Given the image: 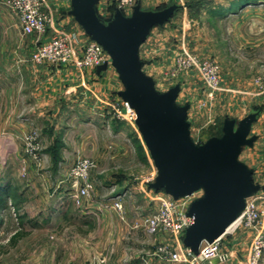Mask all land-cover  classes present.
Here are the masks:
<instances>
[{
	"label": "rangeland",
	"instance_id": "1",
	"mask_svg": "<svg viewBox=\"0 0 264 264\" xmlns=\"http://www.w3.org/2000/svg\"><path fill=\"white\" fill-rule=\"evenodd\" d=\"M171 2L178 3L181 8L166 26L152 30L141 47V57L145 61V71L154 77L159 91H167L177 83L182 85L178 102L191 103V135L200 143L205 142L213 135L222 134L224 118L242 119L253 107L263 108L252 130L258 138L254 146L243 149L240 157L254 169L255 182L263 186L256 193L257 205L263 211L262 221L259 229L240 226L223 237L229 258L235 250L227 234L246 242L247 248L237 253L243 257L242 264H249L252 241L258 233L264 234V0H146V9L164 7ZM5 3L6 0H0V73L15 60L30 61L36 39L19 30L18 16ZM207 64L219 69L216 87L206 80L204 68ZM103 116L101 126L76 116L64 119L63 123L54 121L53 125L49 123L43 128L13 132L12 137H9L11 132L5 117L0 116V153L7 152L5 159L0 160V185L3 182L10 185L12 192L6 197L5 206H17L16 211L0 212V219H3L0 223V264H80L79 259H69L71 254L79 252L78 243H71V246L69 243L71 238L78 237V229L71 227L67 238L58 230L63 223L77 225L81 216L93 220L103 213L109 218L111 214L118 218L117 212L104 213L99 206L116 192L129 189L131 193L125 200L128 222L156 209V203L149 196L143 197L148 187L132 188L141 185L156 168L141 134L129 121ZM112 123L118 125V134L110 130ZM31 136L35 137L33 145H38L32 152L29 151ZM8 137L13 145L8 144ZM58 142L62 145L56 153ZM11 148L16 150L9 151ZM64 149L71 163L69 172L79 158H86L90 164L88 173L96 190L86 203L88 207L80 208L67 197L72 180L63 182L66 173L60 170L63 164L59 161ZM56 156L60 157L58 162ZM64 193H67L66 204L53 207L52 216L47 215L50 207L61 202ZM47 224H54L55 228ZM140 230L134 229V236L127 231L123 241L128 247L134 245V249H141L145 245L146 236L140 237L138 243L130 239L149 234ZM15 236L18 237L14 239ZM148 237L147 244L153 253L160 242L171 239L167 232L160 230L150 232ZM259 264H264V251Z\"/></svg>",
	"mask_w": 264,
	"mask_h": 264
},
{
	"label": "water",
	"instance_id": "2",
	"mask_svg": "<svg viewBox=\"0 0 264 264\" xmlns=\"http://www.w3.org/2000/svg\"><path fill=\"white\" fill-rule=\"evenodd\" d=\"M99 2L71 0L69 14L112 59L123 86L118 94L135 110V123L157 170L149 187L175 199L202 190L187 209L193 223L183 236L184 244L199 254L201 244L227 233L245 210L247 199L263 188L254 180V169L240 158L243 149L254 146L258 138L252 130L263 108L253 107L242 119L224 118L221 135L197 142L191 135V103L178 102L182 85L159 91L141 57V47L152 30L166 26L181 5L171 2L146 9L137 0L130 13L115 6L102 15ZM107 68V62L101 64L97 73Z\"/></svg>",
	"mask_w": 264,
	"mask_h": 264
},
{
	"label": "crops",
	"instance_id": "3",
	"mask_svg": "<svg viewBox=\"0 0 264 264\" xmlns=\"http://www.w3.org/2000/svg\"><path fill=\"white\" fill-rule=\"evenodd\" d=\"M45 1L49 9L62 21L61 23L66 24V29L79 31L80 34L83 35L84 29L75 21L73 16L69 14L71 10V0ZM141 2L143 8L148 7L146 0H141ZM114 5L115 0H100L99 8L101 14H110L114 10ZM18 25L20 26V24ZM20 29L21 27H19V30ZM1 71L0 116L3 115L5 117V124L11 132L9 137L14 136L13 132L19 133L32 127L43 128L49 123L53 125L54 121L57 124L63 123L64 119H72L76 116H79L81 119L93 121V125L95 126H101L104 121L102 111L105 107L102 100L108 98L113 99L123 87L119 77L112 70L107 73L98 74L97 71L93 72L91 69L82 71L78 68L66 65H54L49 63L34 64L31 61L15 60L11 66H5V69ZM109 127L112 132L118 134V125L116 123H112ZM132 127L135 128L133 124ZM135 129V131L139 133L137 128ZM10 139L7 142L9 145H13L12 143L14 142ZM13 150L16 149L11 148L9 151ZM63 154V158H61L59 162L63 164L60 170H62L63 174L66 173L63 175V182H65L67 181L65 176L67 172H69L71 163L67 160L65 149ZM6 156L7 152L0 153V160L3 161ZM3 185L4 182L0 186ZM5 185L7 186L6 183ZM141 187L143 186L139 184V186H133L132 188L141 189ZM140 191L142 192V190ZM66 196L67 193H64L62 199L59 198L61 202H56L55 205L50 207L47 215L51 214L52 216L51 212L55 210L53 207L60 208L64 206L67 202ZM67 197L69 199V194ZM143 197H147V194L144 193ZM12 209L16 211L17 206H3L0 212L2 210ZM104 213H106V211H104ZM81 214L84 215L82 211ZM111 215L112 217L109 218L108 214L102 213L99 214L97 219L95 218L93 220L81 216L77 225L71 222L68 225L62 224L61 231L58 230V232L61 233L63 237H66L71 227L78 229L76 233L78 237L71 238V241L68 239L70 246L71 243L79 244L78 254L72 255L70 253V260L79 259L81 260L80 264H92V261L94 264H101V258L105 257L108 264L163 263L159 255L153 253V249L147 244L150 242L148 236L150 232L152 233L153 231L145 228L133 227V222L138 216L131 219L132 222H128L126 218L122 219V217L117 216L119 214L115 215L118 217L116 219L113 217V214ZM0 223H3V219H1ZM59 223L60 222H58V224ZM58 224L55 225L58 226ZM47 226L55 228L54 224H47ZM128 228L130 230H128ZM134 229H142L140 231L144 233L147 231L149 234L132 237L134 236L132 235ZM127 231L131 233L132 236L130 239L133 243L141 242L140 237L144 238L145 236L148 238L146 240L147 242L143 240L145 245L142 246L141 249H134V245L128 247L124 242L125 240L123 241V239L127 238ZM227 236L232 240L231 243L234 244V247L231 246V248H233V251L235 250V254L221 264H242L241 261L243 257H241L237 251H244L247 248L244 245L246 242L240 241L239 237L236 235L227 234ZM226 240L228 241L227 238ZM109 245H111L110 251L107 252L106 249ZM224 250H228L226 245H224Z\"/></svg>",
	"mask_w": 264,
	"mask_h": 264
},
{
	"label": "built area",
	"instance_id": "4",
	"mask_svg": "<svg viewBox=\"0 0 264 264\" xmlns=\"http://www.w3.org/2000/svg\"><path fill=\"white\" fill-rule=\"evenodd\" d=\"M135 2L136 0H116L115 6L125 13H130ZM5 4L18 16L22 33L36 38L30 56V61L34 64L66 65L82 71L91 69L96 72L97 66L107 62V70L101 73L112 70L118 76L112 66V59L104 47L91 39L84 30L83 35L76 30L67 31L64 23H61L62 21L49 9L45 0H6ZM204 69L207 71L205 74L207 82L216 87L219 83V69L215 65L209 66L208 64ZM102 102L105 104L102 115L109 117L111 115L112 118L129 121L136 128V112L119 94L113 99H103ZM34 141L35 137L31 136L29 140L30 146H32H29L30 152L38 146L37 144L33 145ZM32 154L37 159V154L35 152ZM76 162L70 169L66 180L70 178L72 180L69 199L73 204L83 208L96 190V184L89 176L90 164L88 160L79 158ZM156 176L157 170L155 168L150 177L141 181L143 187H148L147 197L149 196L156 203V209L151 213L138 215L133 222L135 228H145L151 231L160 230L169 234L171 239L168 242H160L154 253L159 255L162 260L173 263L221 264L226 262L230 257L224 250L223 237L226 233L213 242L204 241L200 246L199 254H195L183 242L186 229L193 223V217L187 215V209L194 199L202 195V190L175 199L165 191H155L149 187ZM129 195H131L129 189L116 192L107 201L104 200L99 203L100 210L117 212L125 219V200ZM257 200V194L247 199L246 208L235 222L232 230L240 226L259 229L263 211L257 205ZM263 251L264 234L258 233L251 244L249 264H259ZM101 262L108 264L105 257L101 258Z\"/></svg>",
	"mask_w": 264,
	"mask_h": 264
},
{
	"label": "trees",
	"instance_id": "5",
	"mask_svg": "<svg viewBox=\"0 0 264 264\" xmlns=\"http://www.w3.org/2000/svg\"><path fill=\"white\" fill-rule=\"evenodd\" d=\"M160 8H162V7H160ZM116 123H118V121H116ZM61 145H62L61 142H58L57 143L56 149L54 150V151H56V153H59L60 152ZM55 159H56V162H58V160L60 159V157H57L56 156ZM162 191H164V190H162ZM11 193L12 192H11V189H10V185H9V187H8V185L7 186L6 185L0 186V209H1V207L5 206V204H6V197L7 196H10ZM1 219H0V221H1ZM16 238H17V236H15L14 239H16Z\"/></svg>",
	"mask_w": 264,
	"mask_h": 264
},
{
	"label": "bare ground",
	"instance_id": "6",
	"mask_svg": "<svg viewBox=\"0 0 264 264\" xmlns=\"http://www.w3.org/2000/svg\"><path fill=\"white\" fill-rule=\"evenodd\" d=\"M234 226H235V223H234L231 227H229V231H230L232 228H234Z\"/></svg>",
	"mask_w": 264,
	"mask_h": 264
}]
</instances>
